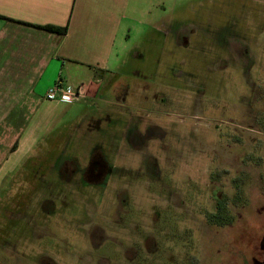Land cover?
Returning a JSON list of instances; mask_svg holds the SVG:
<instances>
[{"label": "flooded vegetation", "instance_id": "obj_1", "mask_svg": "<svg viewBox=\"0 0 264 264\" xmlns=\"http://www.w3.org/2000/svg\"><path fill=\"white\" fill-rule=\"evenodd\" d=\"M253 1L259 7L241 13L245 25L259 33L258 39L264 28V0ZM202 24L199 28L190 23L177 27L174 44L182 52H169L172 62L166 65L165 75L150 73L149 78L156 79L151 85L125 81L118 85L121 96L132 94L138 101H150L144 110L138 104L134 112L119 105L117 120L103 116L101 123L93 122L86 128L95 130V152L82 159L57 155L52 160L53 169H37L34 189L19 196V216L4 215L13 224L8 221L10 226L4 228L2 264H197L173 249L179 243L184 245L181 235L185 230L170 235L167 225L160 229L154 225L152 229L162 231L164 244L159 246L155 240L153 248H140L136 192L168 193L178 188L177 182L193 191L202 185L209 187L213 181L206 183L204 177L182 182L177 177L180 160H197L196 174L212 176L216 162L221 163L236 144L231 140L234 133L240 137L257 118L250 106L259 92L255 85L248 88L249 100L248 90L235 95L228 82L230 65L235 63L241 83L248 87V71L254 62L250 46L242 35L228 33L230 23L220 26L223 37L227 36L223 40H216L217 30L212 32L210 24ZM191 35L195 40H190ZM86 135L87 131H80L74 141L89 140ZM217 141L223 145L222 152L217 150ZM203 159L208 163H201ZM223 167L227 176L231 167ZM13 198L12 193L6 194L3 212ZM219 201L231 212L228 196L215 195L214 209L206 214L208 224L207 215L215 212ZM149 205L157 224L162 209ZM168 206L165 204V208ZM178 208L186 213L184 204ZM260 246L264 251V241ZM140 259L143 261L138 262ZM254 264H264V255Z\"/></svg>", "mask_w": 264, "mask_h": 264}, {"label": "rangeland", "instance_id": "obj_2", "mask_svg": "<svg viewBox=\"0 0 264 264\" xmlns=\"http://www.w3.org/2000/svg\"><path fill=\"white\" fill-rule=\"evenodd\" d=\"M153 1L162 2L165 7V10L162 11L161 16L158 18L159 24L152 25L149 22L142 35L133 40L130 36L135 34V32L133 30L130 31V29L126 31L124 39L129 44L127 52L124 54L126 63H121L118 66L119 72L105 75L101 81L98 96L95 98H81L57 105L56 156L61 155L63 151L66 153L72 143H74L76 135L80 132L71 125L75 119L71 118V115L74 116L81 112H86L89 116H98L109 112L113 116V120H117L120 117V113L117 111L119 106L116 105L114 109L108 110L106 100L114 98L110 90L111 83L114 81H120L119 83L125 81L126 83L151 85L155 78L150 79L148 76L150 73L155 72L158 76H161V74L165 75L166 65L172 62L171 53L169 52H172V54L174 52L176 54L182 52L174 44V32L181 23H190L191 27L196 26L198 28L199 25H203L202 23L210 24L212 32L217 30L218 36H215L216 40H223L227 37H223L225 32H221L220 26L230 23L231 30L228 33L231 32V34L243 36V40L250 46L251 57L254 62L248 71V87L243 84L244 82L239 75V67L235 63L230 65L231 74L228 82L235 95H239L240 91L248 90L249 100H251V91L248 88L255 85L256 89L259 90L257 92L258 96L250 101V106L257 112L254 125L248 126L245 133H241L240 137H235L234 133L231 140L236 144H232V151L226 154L227 157L223 158L221 163L220 160L216 162L217 167L212 176L208 174L201 175L203 173L196 174L195 162L197 160H180L182 165L177 177H181L182 182L187 179L192 181L193 178L204 177L206 183L209 180L213 181L209 187L202 185L203 188L199 187V189L193 191L177 182L178 188L168 193L161 194L158 191L150 193L144 191L136 192L138 208L136 229L137 235L142 238L139 243L140 248L151 249L156 242H158L159 246H162L165 242L161 234L162 231L152 228L154 225H157L159 229L167 225L170 235L174 233L173 231L185 230V233L181 235L184 238V245L179 243L174 245L173 249L180 256L185 254V257L190 258V262H196L197 264H254L256 259H261L264 255V251L260 246V241H264V28L257 39L256 36L259 33L257 30H250L245 25L241 12L243 9H256L259 5L253 0ZM156 26H159V30L162 31L156 30ZM167 32L168 34H166ZM194 35L197 36L196 33ZM194 35L190 36L191 41L195 40L196 37ZM136 50L142 54L141 58L133 57V52ZM71 75L73 76L72 80H74L81 77L83 73L73 71ZM218 76L217 74V78ZM256 89L255 91H257ZM149 102L144 99L138 101L132 97V94H129L127 101L123 103V109L130 108L133 111L135 110L134 106L138 104L141 110H144ZM252 108L248 109L253 110ZM249 121L251 123V117H249ZM86 128V126H83L80 129L87 131V138L90 142H93L94 138H96L95 130H87ZM229 129L235 131L234 127ZM207 137L209 138V136ZM221 141L223 140L221 139ZM220 142H216V147L217 150L222 152L224 149H222L223 145ZM208 161L203 159L201 163H208ZM223 165L231 167V169L226 171L227 176H224ZM216 174H218L217 178L215 177ZM218 194L228 196L232 215L230 224L218 226L208 224L206 221V214L213 211L215 195ZM182 201H184L186 213H183L178 208L183 205ZM149 203L155 204L156 209L157 207L160 210L162 209L161 221L157 224L155 223L157 222V217L153 214ZM165 204L169 206L165 208ZM172 206L175 207L173 208ZM3 209L0 207L1 262L4 259L3 251H5V248L2 247V240L6 237L4 228L5 226H10V224H7L8 221L13 224L12 220L5 218ZM172 216L178 217V220L175 218L176 220L172 219L170 221ZM163 218L168 222H164ZM189 234L191 238L186 237ZM176 241L174 239V242ZM122 244L126 246L125 241ZM99 253L103 252L99 251ZM105 255L109 256L110 254L106 253ZM142 261L140 259L138 262ZM182 262L172 261L170 264H182Z\"/></svg>", "mask_w": 264, "mask_h": 264}, {"label": "crops", "instance_id": "obj_3", "mask_svg": "<svg viewBox=\"0 0 264 264\" xmlns=\"http://www.w3.org/2000/svg\"><path fill=\"white\" fill-rule=\"evenodd\" d=\"M164 10L162 2L153 0H0V207L6 194L14 195L4 215L18 217L19 196L34 189V173L54 168L57 105L65 102L46 99L48 87L60 78L81 85L77 100L97 97L105 75L126 63V31L135 32L132 40L141 36L149 22L159 24ZM46 25L66 30L40 27ZM139 53L133 57L141 58ZM73 71L83 75L72 80ZM119 82L110 84L114 98L106 100L109 111L128 99V94L121 96ZM103 116L113 120L109 112H81L71 115V125L82 132L81 127L101 123ZM95 147L76 140L62 156L82 159Z\"/></svg>", "mask_w": 264, "mask_h": 264}, {"label": "built area", "instance_id": "obj_4", "mask_svg": "<svg viewBox=\"0 0 264 264\" xmlns=\"http://www.w3.org/2000/svg\"><path fill=\"white\" fill-rule=\"evenodd\" d=\"M81 95V85L73 86L59 78L48 87L45 93V98L48 100H57L69 103L73 100H77L81 97Z\"/></svg>", "mask_w": 264, "mask_h": 264}, {"label": "trees", "instance_id": "obj_5", "mask_svg": "<svg viewBox=\"0 0 264 264\" xmlns=\"http://www.w3.org/2000/svg\"><path fill=\"white\" fill-rule=\"evenodd\" d=\"M50 31L65 32L66 28H59L53 25L40 26ZM209 223L215 225H226L232 222V215L230 210L226 207L225 203L219 201L214 213L207 215Z\"/></svg>", "mask_w": 264, "mask_h": 264}]
</instances>
